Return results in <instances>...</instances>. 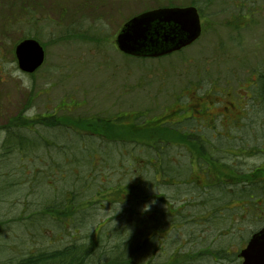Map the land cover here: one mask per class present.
Instances as JSON below:
<instances>
[{"label":"trees","instance_id":"trees-1","mask_svg":"<svg viewBox=\"0 0 264 264\" xmlns=\"http://www.w3.org/2000/svg\"><path fill=\"white\" fill-rule=\"evenodd\" d=\"M18 10L11 9L10 14H17ZM24 30L3 28L2 37L8 38L11 31L10 38L17 43L25 36L18 38L19 31ZM93 33L102 31L65 29L60 38L100 42L101 37ZM35 34L38 33L31 32L32 37H37ZM145 60L148 59L129 57L125 63ZM182 62L187 63L185 59ZM121 66L123 63L115 68ZM69 98L75 101L73 97H64ZM185 98L175 94L158 116L163 119L155 118L154 125L145 123L147 115L140 113L130 116L131 123L125 114V121L118 125L117 118L122 120V116L115 122L98 114L87 115L96 122L88 117L63 122L54 116H43L27 119L28 126L24 128L8 126L0 147V189L16 185L31 191L29 183L40 175L43 183L60 184L32 211L35 216L43 214V233L51 240L43 248L15 244L11 229L0 221V253L25 249V253L17 252L20 256H0V264H242L240 252L244 247L232 253L228 247H219L218 242L239 232L231 215L235 210L237 214L243 212L232 206L235 200L244 195L248 203L258 207L254 196L245 195L254 184L248 178L264 171L260 167L250 169L244 180L235 172V168L240 171L241 167H237L234 159V166H226L227 162L220 157L233 158L245 150L244 155H249L252 151L248 147L257 150L252 142L257 136L240 139L244 142L242 149L231 147L217 156L211 151L203 153L201 143L192 145L196 153H191L187 137L197 139V136L187 135L182 124L166 123L173 120ZM11 121L14 123L13 118ZM29 122L36 123L34 129H25ZM159 130H167L169 135L144 142L145 131ZM42 167V173L35 172ZM151 171L152 178L148 180L147 173ZM144 186L153 188V193L144 191ZM238 187H244L245 192L240 195ZM151 200L153 204L149 205ZM25 212L22 216L27 217ZM248 215L254 217L253 212ZM227 217L231 221L228 229L223 224ZM262 227L264 223L248 236H242L243 245ZM213 229L221 238H208L206 233ZM52 234L55 237L51 238Z\"/></svg>","mask_w":264,"mask_h":264},{"label":"rangeland","instance_id":"rangeland-1","mask_svg":"<svg viewBox=\"0 0 264 264\" xmlns=\"http://www.w3.org/2000/svg\"><path fill=\"white\" fill-rule=\"evenodd\" d=\"M107 1L106 5L103 3V6H95L96 0H79V3L77 0H0V19L2 18L0 26L5 29H16L18 26H20L18 28H25L24 31H19L18 38L21 35L38 32L47 53L45 64L39 72L32 76L22 74L18 69L17 62L12 59L14 40L10 38L11 31H9L8 38L2 37L4 33L3 28L0 27V147L8 126L24 128V125L28 126L27 119H41L43 116H54L63 122L74 121L75 117H78V121L85 120L87 117L90 119L91 117L87 115L98 114H101L98 117L116 122L115 119L122 116V120L117 118L118 125L125 121V114H128L127 120L131 123L130 115L142 113L147 115V121L152 119L155 121V118L160 116L163 109L171 103L175 94L179 96L187 89L206 87L203 83L206 80L203 78L206 71L219 73L234 69L233 67L236 68L235 63L238 62L237 59H246L245 56L249 52L248 58L258 60L264 57V24H262L255 32L243 30L245 53L238 54L232 51L233 47L229 45L227 47L228 59L226 54H223L226 49H223V55L220 54L222 59H200L205 50L211 47L212 52H215L214 47L221 45L222 42H228V36L232 33H228L227 26H229L228 24L233 25L234 23L230 21L236 14L241 13L236 10L241 0H209L208 4L204 0H201L203 3L197 0L206 10V19L211 23L215 21L216 24L214 30L211 27L208 29L207 35H205L207 38L203 37L199 43L187 50L185 55H191L194 59H185L187 62L185 64L182 62L184 59H174V56L165 59H148L138 64L135 61H130L129 64L127 62V65L125 59H118V54L110 53L107 48L94 47L89 40L77 38L78 40L63 41L60 38L65 35V29H71L72 32L80 30L97 32L101 29V34L108 35V41H113L118 29L130 16L135 15L141 9L166 7L170 3L183 5L188 4L191 0ZM248 2L252 3L253 1L248 0ZM101 3L98 0V4ZM258 3H262L261 5L264 7V0H258ZM82 5L83 7L79 8ZM15 8H19L17 14H10L11 9ZM77 9L81 10L76 11ZM83 9H88V12L94 11L93 15L96 17L93 19V15L83 14ZM213 11L217 14H214ZM218 12L222 14L219 15ZM263 17L264 15L254 16L255 20ZM239 18H243V15L241 14ZM247 46L253 47L251 50L254 54L251 50L247 51ZM98 50L101 51V54L98 53ZM182 54L184 55V53ZM208 55L212 56L211 52ZM122 63L123 66L115 68ZM25 80L29 82L30 86H24ZM122 81L123 83H121ZM206 81L210 82V80ZM200 92L203 90L200 89ZM69 96L73 97L75 101L72 98L64 99ZM74 110V113H66ZM12 118L14 123L10 122ZM90 121L96 122V119L92 118ZM35 124L29 122V127H25V129H34ZM41 132L43 135V131ZM146 134L149 135L146 137ZM44 135L54 139L47 134ZM168 135L167 130H159V132L145 131L142 136L144 142L150 143L157 136ZM255 136L257 138L252 142L257 145V150L264 151V127L245 128L240 138H234L233 144L235 147L240 145L238 148L242 149L241 142L243 141L240 139ZM234 146L224 142L222 144L223 150ZM220 158L223 162H227L226 166H234V159L237 167H241L240 171L235 168V172L244 180H247L246 176L250 169L260 167L264 163V157L257 152L250 153L249 156L238 154L233 158L225 155ZM41 169L39 172H37L38 169H35V172L42 173L43 167ZM152 173V171L147 173L148 180L152 178ZM15 174L17 173L15 172ZM30 174L35 173L31 172ZM42 177L40 175L39 179L34 180L32 184L29 183L31 191H28L27 187L21 189L16 185L12 188L9 186L6 188L8 190L0 189V221H3L6 229H11L9 233L15 244L43 248L47 245V240H51L46 237L47 233H43V214L35 216L32 211L43 203V198L50 193L53 194L52 189H58L60 183L51 186L43 183ZM248 180L254 184L250 193L245 196L247 198L254 196L258 200V207L255 208L252 202L248 203L244 195L235 200L232 206L241 208L243 212L237 214V210H235L231 215L233 223L239 226V232L238 234L233 232V236L227 235L222 242L220 240L218 242L219 247L225 249L228 247L232 253L240 247L246 246V243L243 245L241 241L242 236H248L260 224L264 223V173L253 175ZM142 189L149 193H153L154 190L148 186H144ZM236 189L240 195L244 191V187ZM151 204H153L152 200L149 205ZM24 212L27 217L22 216ZM252 212L254 217L250 216L249 218L248 214ZM223 224L227 226V229L230 227L231 221L228 217L225 218ZM223 229L226 232V228ZM44 230L47 231L48 227H44ZM206 234L210 240L221 238L215 229ZM52 237L55 235L52 234ZM7 242L12 247L11 243ZM231 243H233L232 246ZM24 250L23 248H15L13 251L6 250L0 253V256L10 257L14 254L18 255L17 252L25 253Z\"/></svg>","mask_w":264,"mask_h":264},{"label":"flooded vegetation","instance_id":"flooded-vegetation-1","mask_svg":"<svg viewBox=\"0 0 264 264\" xmlns=\"http://www.w3.org/2000/svg\"><path fill=\"white\" fill-rule=\"evenodd\" d=\"M100 1L102 3L99 5L98 0H96L95 6H103V3L105 5L108 4L107 0ZM204 1L208 4L209 0ZM252 1V3H249L248 0H241L237 5L236 10L241 13L236 14L235 17H233V20L230 21L236 23L233 25L228 24L229 26H227V28H229L228 33H232L228 36V42H222L221 45L214 47L215 52H212L211 47L210 49L205 50V56L203 55L204 58L202 56L200 59H222L220 54L224 52L223 49L227 50L229 45H232V51H235L238 54L240 52L245 53L243 48V42L245 41L243 30L255 32L256 29L264 24V17L258 20H255L254 18V16L257 15H264V7L261 5L262 3H258V0ZM200 2L203 3L201 0ZM232 6L234 7V4H232ZM159 7L160 6L152 8L145 7L136 14ZM167 7L182 9L194 8L197 11L201 25L199 38L191 45L186 46L179 51H174L166 56L159 58L136 59H165L174 56V59H194L191 55H185L187 50L196 45V43H199L203 37L207 38L205 35H207L210 27L213 28V30L215 29V21L211 23V21L206 19V10L197 0H191L188 4L185 3L183 5L170 3ZM85 11L89 15L95 13L94 11L88 12V9ZM213 13L217 14L214 11ZM218 14L220 15L222 13L218 12ZM241 14L243 15V18H239ZM95 17L96 16L93 15V19ZM98 19L100 20L101 18ZM120 30L121 28L118 29L116 37ZM97 35L101 37L100 42L90 41L94 47H100L103 49L107 48L110 53L113 52L116 55L118 54V59H129L127 54L119 50L116 43V37L113 41H108V35L104 36L102 34L93 33V36ZM24 40L28 39L23 38L19 43ZM18 41L12 45V59H17L16 48L19 44ZM247 47V51H250L253 48L251 46ZM226 50L223 54H226V58L228 59V50ZM210 52L212 56L208 55ZM182 53H184V55ZM252 54H254V52ZM248 56H250V52L245 56L246 59H237L238 62L235 63L236 68L233 67L234 69L221 71L219 73H210L209 71H206L204 74L205 77L203 78L210 80V82L206 80L203 81L206 87H196L195 89L190 88L183 92L184 94L182 93L180 95L182 97L184 96V98L186 97V101L183 105H180L174 113L173 120H169L166 123H169L170 125L183 124L187 135L197 136V139H193L191 136L189 138L187 137L190 146L188 150L191 153H196L193 150L192 145L195 143H201L203 144V153L207 152L209 154V151H211L212 153H215L214 156L220 155L223 153L222 142L234 146V138H240L245 128L264 127V57L262 59L254 60L255 58H248ZM200 89H202L203 92H200ZM158 118L159 120H162L163 116ZM248 149L252 151V153L255 154L257 152V154L264 157L263 150L257 151L253 147H248ZM246 151L247 150L241 154L244 155ZM260 168L264 171V163L260 165Z\"/></svg>","mask_w":264,"mask_h":264},{"label":"water","instance_id":"water-1","mask_svg":"<svg viewBox=\"0 0 264 264\" xmlns=\"http://www.w3.org/2000/svg\"><path fill=\"white\" fill-rule=\"evenodd\" d=\"M200 33V20L194 8H165L126 23L117 44L129 55L158 57L188 46ZM17 56L20 69L27 73H34L44 62V51L31 40L18 46ZM240 257L242 264H264V228L251 237Z\"/></svg>","mask_w":264,"mask_h":264},{"label":"clouds","instance_id":"clouds-1","mask_svg":"<svg viewBox=\"0 0 264 264\" xmlns=\"http://www.w3.org/2000/svg\"><path fill=\"white\" fill-rule=\"evenodd\" d=\"M24 86H30L29 85V82L27 80L24 81ZM143 210L145 211V206H144V209Z\"/></svg>","mask_w":264,"mask_h":264}]
</instances>
